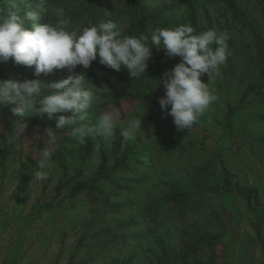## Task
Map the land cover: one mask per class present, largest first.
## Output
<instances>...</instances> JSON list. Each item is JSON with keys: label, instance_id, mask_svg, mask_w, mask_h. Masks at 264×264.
Masks as SVG:
<instances>
[{"label": "rangeland", "instance_id": "1", "mask_svg": "<svg viewBox=\"0 0 264 264\" xmlns=\"http://www.w3.org/2000/svg\"><path fill=\"white\" fill-rule=\"evenodd\" d=\"M106 1L113 9L97 13L93 23L126 5ZM146 1L150 9H162L156 27L190 24L182 3L172 8L173 0ZM62 3L25 5L55 23L54 9ZM8 6L9 0H0V13ZM133 16L126 10L118 15V30ZM67 18L77 31L90 20ZM196 25L197 32L227 30L231 54L209 85L218 100L190 130L177 131L162 112L158 101L165 90L162 84L152 89L158 82L150 76V60L149 77L138 81L122 66L126 82L92 65L36 76L34 66L0 62V80L47 85L84 72L104 87V103L94 114L118 107L122 123L146 107L135 140L100 137L98 150L91 134L77 144L67 135L70 126L55 129V118L47 115L25 117L23 137L16 139V105L0 107V264H264V0H233V6L205 1ZM159 56L164 71L181 59L168 58L164 49ZM201 79L207 82L208 75ZM46 128L61 142L51 175L36 181L32 171Z\"/></svg>", "mask_w": 264, "mask_h": 264}, {"label": "clouds", "instance_id": "2", "mask_svg": "<svg viewBox=\"0 0 264 264\" xmlns=\"http://www.w3.org/2000/svg\"><path fill=\"white\" fill-rule=\"evenodd\" d=\"M54 15L55 23L40 22V12L30 10L25 0H9L7 11L0 13V62L11 59L16 65L34 66L35 75L39 76L64 69L73 73L77 66L88 69L98 60L116 72L125 67L133 81H138L147 75L153 49H164L168 58L181 59L165 71L152 89L163 85L165 94L158 102L162 112L173 118L177 131L190 130L218 100L216 90L209 85L221 76V67L231 54L227 30L208 28L197 32L191 24H179L121 36L112 20L77 31L70 27L71 21L65 17L63 8L54 9ZM26 22H30L29 26H25ZM204 74L208 75L207 82L201 79ZM103 88L97 87L84 72L47 85L37 79L22 82L5 79L0 80V107L16 105L12 109L16 117L12 132L16 139L23 137L27 127L24 118L39 114L50 120L55 118V129L70 126L67 135L77 144L91 134L97 139V150L101 147L100 137L112 139L118 135L122 144L135 140L142 128L144 116L140 113L146 110L145 104L129 113L123 123L122 109L118 107L94 114L96 106L104 103L99 94ZM89 117L95 118L94 126L82 123ZM45 134V147L39 150L32 171V179L36 181H46L51 175L53 155L61 142L52 128H46Z\"/></svg>", "mask_w": 264, "mask_h": 264}, {"label": "trees", "instance_id": "3", "mask_svg": "<svg viewBox=\"0 0 264 264\" xmlns=\"http://www.w3.org/2000/svg\"><path fill=\"white\" fill-rule=\"evenodd\" d=\"M50 1L54 0H49V2ZM205 1L209 0H178V2H175V0H173L172 3L168 5V7L174 8L175 6H179L182 3L184 5L186 18L188 19L190 24L196 28L198 8ZM222 1L229 4L230 6H233V0ZM26 2L34 3L37 6L43 4L41 0H25V3ZM62 2L63 6L61 8L64 9L65 17H70L71 19L73 17L79 18L82 19L83 22L85 18L90 19L88 23L84 24L83 27L90 26L92 24H98L92 22V20L95 19L94 17H96L97 13H105L107 7H109L110 10L113 9V7H111L106 0H62ZM126 5L119 6L117 10H113V14L106 17L102 22H106L108 20H112L115 22V18L118 15L122 14L124 10H126L129 15L134 16L129 20L127 26H125L122 30H119L121 36L138 35L141 32L150 33L151 31L158 28L153 23L162 11L161 8L155 10L150 9L146 0H126ZM166 5L167 4H161V6ZM128 7L132 8L133 12H130L128 10ZM40 22H46V20L42 19ZM159 53L160 50L153 49L152 58L150 59V61L152 62V67L149 69V72L150 76L155 79L153 80L155 82H159V78L162 77L165 73L164 69L161 66ZM91 65L97 70L107 71L115 75L124 82L128 80V77L124 73H122L121 71L116 72L114 70H111L99 64L98 60L93 61ZM144 98L148 101L154 102L151 96H144Z\"/></svg>", "mask_w": 264, "mask_h": 264}]
</instances>
